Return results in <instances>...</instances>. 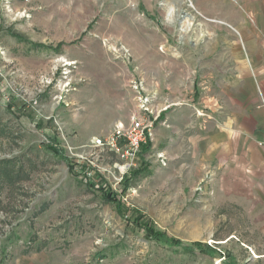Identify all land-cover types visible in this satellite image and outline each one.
<instances>
[{"label": "rangeland", "instance_id": "obj_1", "mask_svg": "<svg viewBox=\"0 0 264 264\" xmlns=\"http://www.w3.org/2000/svg\"><path fill=\"white\" fill-rule=\"evenodd\" d=\"M199 3L0 0V264H264L187 162L163 161L151 141L120 175L90 147L152 102L155 60L199 65ZM174 76L160 74L163 97L198 83Z\"/></svg>", "mask_w": 264, "mask_h": 264}, {"label": "crops", "instance_id": "obj_2", "mask_svg": "<svg viewBox=\"0 0 264 264\" xmlns=\"http://www.w3.org/2000/svg\"><path fill=\"white\" fill-rule=\"evenodd\" d=\"M199 2L206 33L197 46L199 65L163 67L155 60L150 70L151 104L168 106L154 126L152 149L161 146L163 161L183 160L197 170L217 210L237 211L240 242L264 255V0ZM164 72L178 82L175 74H188L189 86L197 74L198 83L170 84L163 97Z\"/></svg>", "mask_w": 264, "mask_h": 264}, {"label": "built area", "instance_id": "obj_3", "mask_svg": "<svg viewBox=\"0 0 264 264\" xmlns=\"http://www.w3.org/2000/svg\"><path fill=\"white\" fill-rule=\"evenodd\" d=\"M148 98L138 101V112L130 117L127 126L116 123L104 137L93 138L90 141L92 149L111 153L116 158L114 164L120 175L136 166V160L147 141H152L154 126L162 111L168 106L157 109L149 104Z\"/></svg>", "mask_w": 264, "mask_h": 264}, {"label": "trees", "instance_id": "obj_4", "mask_svg": "<svg viewBox=\"0 0 264 264\" xmlns=\"http://www.w3.org/2000/svg\"><path fill=\"white\" fill-rule=\"evenodd\" d=\"M40 46V45H39ZM151 147V143L150 141H147V143L142 147L143 149H141L142 151L143 150H147V149H150ZM51 151L53 153H55L57 156H59L62 160H64L65 162H68V159L65 157L63 151L61 149H58L56 147H50ZM149 233L151 235L154 236V239L159 241V242H164L166 243L167 245L169 246H180L183 250L185 251H189L190 250V247L188 246H185V245H181V242L180 241H175L173 239H169L164 233L162 232H158V231H152L151 229H149Z\"/></svg>", "mask_w": 264, "mask_h": 264}]
</instances>
